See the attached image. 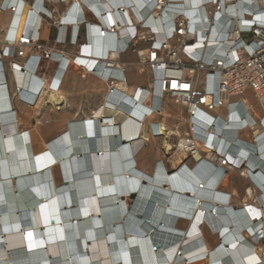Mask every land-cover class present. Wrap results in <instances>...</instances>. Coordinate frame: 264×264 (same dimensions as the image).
<instances>
[{
	"label": "bare ground",
	"instance_id": "1",
	"mask_svg": "<svg viewBox=\"0 0 264 264\" xmlns=\"http://www.w3.org/2000/svg\"><path fill=\"white\" fill-rule=\"evenodd\" d=\"M15 1V11L0 15V27L6 33L10 30L17 41L24 31L41 26L38 12L54 17L52 10L43 6L44 0H37V11L32 4ZM175 1L179 3L170 10L177 11H170V18L179 11L189 18L211 11L204 6L192 10L204 0ZM228 1L232 0L221 1V6L225 4L227 19L235 17L239 28H244L240 20L244 17L249 26L264 21V0H235V5ZM65 6L62 13H56L65 23L60 41L65 40L69 25L76 39L85 19L81 11L86 7L99 16L100 27L94 22L87 26L88 42L82 54L55 50L57 65L50 80L41 77L34 66L24 69V59L9 60L11 75L18 82L13 94L8 89L9 113L0 96V264H264V128L256 127L233 140L240 123L235 113L229 116L219 111L226 117L219 124L222 127L207 131L211 116L200 122L202 129L195 131L205 144L198 142L193 157L187 158L185 149L190 146L182 138L188 126L185 133L170 127L166 119L171 115L165 107L162 118L152 114L143 118L159 100L150 97L148 104L147 93L137 94L136 90L145 88L152 95L153 80L144 87L130 86L127 73L118 74L125 82L113 83L116 92L110 90L111 83L97 78L102 85L95 83L92 90L106 87L98 113L69 119L71 113L65 116L59 112L56 114L61 117H55L52 111H62L63 105L70 104L62 84L71 66L80 68L83 78L96 68V73L105 77L102 60L114 40L111 27L120 25L118 21L131 23L149 14L154 30H164L151 0H66ZM121 7L123 14L115 12ZM128 33L127 28H121L117 37ZM236 40V36L227 38L213 30L206 43L222 54ZM26 53L30 57L31 47ZM112 56L117 59L118 71L127 65V72L136 67L141 73L137 62L124 63L120 56ZM17 88L38 97L35 105L20 103L18 96L15 101ZM123 93L129 96L128 101ZM243 100L242 109L252 108L257 118H262L254 98L251 101L246 95ZM16 102L24 106L21 121L13 108ZM42 103L52 110L38 112L31 123L37 136L24 123ZM59 120L61 129L47 139L49 129L43 127ZM152 124H158L160 138H152ZM178 137L172 172L163 159L139 164L148 151L147 143L155 147L161 139V150L166 152L172 146L170 140ZM213 144L249 181L242 195L235 187L226 190L235 170H228L223 178L222 161L216 163L213 158ZM233 195L241 207L234 208ZM205 230L215 235V244L207 239Z\"/></svg>",
	"mask_w": 264,
	"mask_h": 264
},
{
	"label": "built area",
	"instance_id": "2",
	"mask_svg": "<svg viewBox=\"0 0 264 264\" xmlns=\"http://www.w3.org/2000/svg\"><path fill=\"white\" fill-rule=\"evenodd\" d=\"M20 1L32 4L33 11H37L35 7L37 0ZM65 1L57 0V3L65 5ZM151 1L155 3L156 11L160 13L164 30L160 32L154 30L150 20L148 21L151 16L149 14L139 20L134 19L131 23L118 21L120 25L116 23L115 26L111 27L114 40L111 48L106 52V57L102 60L104 65L101 70L106 71L105 77L96 73L97 68L91 71L90 75L104 81L106 84L111 83L112 88L110 87V90L116 92L113 83L117 81L125 82V78L119 77L118 74L122 73L124 75V73H127L128 66L123 65L124 68L118 71L117 59L112 55L115 54L121 57L130 52L135 53L137 63L142 68L141 73L149 71L154 83L152 95L150 90L145 88H138L136 93H147L145 102L148 104H150V97L159 100V105L152 106L151 113H144L143 118L146 119L151 114L157 118H162L167 102H174L177 106H180L186 117L184 125L189 128V131L183 134L182 138V140H187V144L190 146V148L185 149L187 158L189 156L193 157V152L198 149V142L205 144V139L198 134V130L201 128L200 122L211 116L212 119L206 130L222 127L219 124L224 123L226 117H223V113L221 114L219 111L224 110V113H228L229 116L235 113L236 120L240 123L233 140H237L239 134L252 131L256 127L262 126L264 128V21H257L249 26L244 17L240 19L244 28H239L238 20L235 17L227 19L225 4L221 6L223 0L200 1V5L192 8V10L204 6L211 8L212 12L209 11L206 15L205 11L203 17L196 14L193 18L185 16L182 11H179L175 18H170L168 13L177 11V8L170 10L171 5L179 3L175 0ZM48 3L49 0H44L43 6L46 5L47 9H51ZM227 3L237 4L235 0ZM251 6L250 4V10ZM15 8V0H0V15L10 13L11 10L15 11ZM119 9L120 12L117 11ZM119 9L115 12L123 14L122 7ZM52 12L54 13L53 18L42 11L38 12V15L40 24L47 20L53 22V25L57 28L58 36L54 41V46H49L44 42L42 28L39 25L36 28L32 27L29 30L30 32L24 31L19 41L16 40L10 30L6 33L4 28L0 27V96L5 102L4 106L7 108L8 113L10 106L6 102L8 84L5 81V75L10 71L9 60L12 58L24 59L26 60L24 69L34 66L36 72H40L44 63L56 62L53 57L54 51L66 43V36L64 41L59 40L60 30L65 23L63 19L58 20L56 10H52ZM246 14L249 15V12H245ZM81 15L85 19L80 23L75 40H73L72 26L69 25L68 28L70 30L68 40L72 47H86L88 24L94 22L99 27L101 26L98 21L99 16L89 7L83 9ZM197 17L200 18L195 23L190 22ZM121 28H127L129 33L125 37L118 38ZM213 30L216 31L217 35H226L227 38L237 37L227 53L221 54L219 50L215 52L209 47V42L206 43L208 34L212 33ZM200 32H202L203 39H201ZM199 43L202 46H199ZM141 44H145L144 53L140 47ZM28 47H31L33 52L30 57L26 53ZM64 75L65 73L60 81L63 80ZM54 78L57 79V73ZM157 89L158 95L156 94ZM16 92L14 94L15 101H17L18 96L20 103L24 105L34 106L37 102L38 97L25 94L20 88H17ZM248 92L255 99L262 118L254 117L252 108L242 109V107H245L243 99ZM122 95L124 100L128 101L129 96L125 93ZM9 116L12 117L10 114ZM139 121V123H142L143 120ZM157 125L152 124V138H160ZM196 129L198 132L195 131ZM174 140H179V137ZM217 148V144H213V158L216 163L222 161L223 178H225L229 172L228 170H235V165L230 163L225 155L215 150ZM230 153L231 151L228 152V154ZM210 163L214 164L213 162Z\"/></svg>",
	"mask_w": 264,
	"mask_h": 264
},
{
	"label": "rangeland",
	"instance_id": "3",
	"mask_svg": "<svg viewBox=\"0 0 264 264\" xmlns=\"http://www.w3.org/2000/svg\"><path fill=\"white\" fill-rule=\"evenodd\" d=\"M48 6L52 9V10H56L57 13H62L66 6L63 5V4H58L56 1L54 0H49V3H48ZM41 32H42V37H44V40L48 42L49 46H54L53 44V41L54 38L53 36L56 34V31H57V28L53 25V22L51 21H43L41 23ZM70 36V30H67L66 32V43L59 46L60 50L62 51H66V52H70V47H72L70 44H69V38ZM145 44H141V48H144ZM123 60L125 62H137V57H136V54L133 53V52H130L127 56H124L123 57ZM49 63H44L39 74L41 72H47L49 70ZM127 78H128V82L131 84V83H136L138 85H141V86H146L148 85V82L151 81L152 77H151V74L149 73V71H146L145 73H140L139 72V69H137L136 67H131L129 68V71L127 73ZM106 91V90H105ZM103 94H105V92L103 91ZM103 94L102 96H100V93L98 91H94L92 92V97H91V100L93 102V106L92 107V110H94L95 112L94 113H98L100 110H101V103H102V100H103ZM247 97L253 101V96L250 92L247 93ZM71 103H72V106L68 108V111L71 112V115L72 113H74V110H77L79 108H82V106L85 104V95L84 93L82 92L80 95H78L77 97H73L72 100H71ZM168 104L165 105V108L169 109V114L171 115V117H168L166 119V122L168 125H170V127H179L181 133H185L187 127L184 125L183 123V118L185 117V113L179 109V108H176V104L174 102H167ZM44 103H42L40 106V108L38 109L37 113H33L32 114V117L31 118H36V116L38 115V112L39 110H51L50 107H46V106H43ZM177 110V111H176ZM181 110V111H180ZM40 113V112H39ZM50 113V111H49ZM35 114V115H34ZM181 114V115H180ZM80 116H82V113L80 114ZM177 116V117H176ZM175 117V118H174ZM170 122V123H169ZM27 127H31L30 129L33 130V133L35 135L38 136V131L36 129H33L31 124ZM51 130V129H49ZM57 129H54V131L52 130V133H55ZM35 131V132H34ZM243 136V135H242ZM245 137V136H243ZM162 140L161 139H158L156 140V144H155V148L159 151L161 150V146H162ZM170 143H171V148L170 149H167V151H162L161 150V159H163V161L165 162L166 164V167L167 169L172 172L174 170V167L171 163V159L173 157V155H175L176 153V147H177V143L178 141L177 140H170ZM151 144V145H150ZM147 147H149L146 151V153H144L143 157L140 158L142 159V162H147L149 161V155L152 154V143H147ZM150 145V146H149ZM145 157V158H144ZM140 159H139V164L142 165V163H140ZM147 159V160H146ZM244 174L241 172V171H234L230 174V184L234 185V186H237L239 189V192H240V195H242L243 193V189L247 186L250 185L249 181L243 176ZM244 177V178H243ZM135 199V198H133ZM125 201V200H124ZM131 201L129 202V204H131ZM238 202H239V198H238ZM242 206V204H241ZM240 206V207H241ZM239 208V207H238ZM205 233H206V236H207V239L212 243V244H215L217 242L215 238V235L214 234H210L208 230H205Z\"/></svg>",
	"mask_w": 264,
	"mask_h": 264
},
{
	"label": "crops",
	"instance_id": "4",
	"mask_svg": "<svg viewBox=\"0 0 264 264\" xmlns=\"http://www.w3.org/2000/svg\"><path fill=\"white\" fill-rule=\"evenodd\" d=\"M57 36H58V30L56 31V34L53 36L54 40L57 38ZM42 39L44 40V37H42ZM44 42L47 45H49L47 41L44 40ZM53 43H54V41H53ZM70 48H71L70 52H68L69 54H82L83 51H84L83 50L84 48H82V47H78V48L77 47H70ZM127 55H125V56H127ZM123 57L121 56V60L125 63V61L123 60ZM127 63H130V62H127ZM131 63H133V62H131ZM56 65H57L56 62L49 63V68L50 69L47 72H41L40 76L41 77H47L48 80H50ZM83 75H84L83 71L80 68H78L76 66H71L70 67L69 71L67 72V74L65 76L64 82L62 84V91L64 93H66V95L68 96L70 104L63 105L62 106V111H59V110L52 111L55 117H61L60 115L56 114V113H59V112H61L65 116L69 115L71 112L68 111V108L72 106V103H71L72 98L73 97H77L82 92L85 95V104L82 106V108L74 110V113H73L74 115H72V116L70 115L69 119H75L76 116L77 117L78 116L81 117L80 116L81 113H82V116H83L84 113H94L95 112L94 110H92V107H94L93 106L94 104H93V102L91 100L92 92H94L92 90V88H93L95 83H97L96 86H100L101 82L97 81L98 79L94 78L92 76H87V77L83 78ZM55 80H56V78H55ZM5 81L8 84V89H9L10 93L13 94L15 92V85H16V83L18 81H16L14 76L12 77L10 71L5 75ZM129 85L130 86L131 85L132 86H141V85H138L136 83H131V84L129 83ZM105 90H106V87L102 86L101 90L97 89L96 91H98L100 93V96H102L103 91L105 92ZM104 95L105 94H103V98H104ZM102 102H103V100H102ZM101 106H102V103H101ZM23 107L24 106L22 104H19L17 102L14 103V105H13V108L18 112L17 113L18 114V121L21 119V116H23L22 115L23 114V112H22L23 111ZM51 110H49V109L44 110V108H43V110H39V112H47V113H49V111L51 112ZM167 110H169V109H167ZM254 116L257 117L255 114H254ZM33 122H34V118H30V119H27L25 121L24 125L26 124V126H29ZM61 127H62L61 120H59L58 122H54L52 124H48V126H46V127H43V128L51 129V130H47L46 133H45L47 139H50L52 137V135H54V133H52L50 131H52V130L54 131V129H57L56 131H59L61 129ZM148 158H149V161H152V163H153L154 161L161 159V153L154 146H152V154L149 155ZM140 163L146 165V162H142V159H140ZM231 187H235V188L239 189L237 186L229 184V187L226 188V190L227 191H231L232 190ZM233 197H234V195L232 196V199H233ZM221 199L223 200L224 198L222 197ZM233 200H234L233 201L234 208H238V207L241 206V203L238 202L237 198L234 197Z\"/></svg>",
	"mask_w": 264,
	"mask_h": 264
},
{
	"label": "water",
	"instance_id": "5",
	"mask_svg": "<svg viewBox=\"0 0 264 264\" xmlns=\"http://www.w3.org/2000/svg\"><path fill=\"white\" fill-rule=\"evenodd\" d=\"M134 197V196H133ZM136 198V197H135Z\"/></svg>",
	"mask_w": 264,
	"mask_h": 264
}]
</instances>
